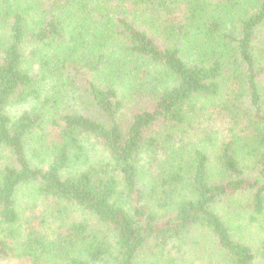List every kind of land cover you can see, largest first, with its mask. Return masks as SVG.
I'll use <instances>...</instances> for the list:
<instances>
[{"label":"trees","instance_id":"trees-1","mask_svg":"<svg viewBox=\"0 0 264 264\" xmlns=\"http://www.w3.org/2000/svg\"><path fill=\"white\" fill-rule=\"evenodd\" d=\"M241 221L264 0H0V264H264Z\"/></svg>","mask_w":264,"mask_h":264},{"label":"rangeland","instance_id":"rangeland-1","mask_svg":"<svg viewBox=\"0 0 264 264\" xmlns=\"http://www.w3.org/2000/svg\"><path fill=\"white\" fill-rule=\"evenodd\" d=\"M202 125L197 127L198 131ZM238 233L244 235L248 239V241L252 244V246H256L257 244H259L262 234H264L262 230L258 228L257 225L256 226H254L253 224L250 225V223H247L246 221L240 222V228L238 230Z\"/></svg>","mask_w":264,"mask_h":264}]
</instances>
